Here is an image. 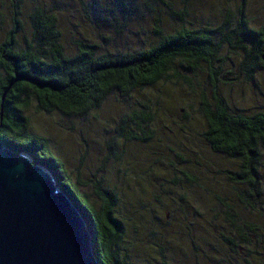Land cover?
<instances>
[{
  "label": "trees",
  "instance_id": "trees-1",
  "mask_svg": "<svg viewBox=\"0 0 264 264\" xmlns=\"http://www.w3.org/2000/svg\"><path fill=\"white\" fill-rule=\"evenodd\" d=\"M158 1L165 0H142L144 7L140 8L133 0H117L116 8L124 18L119 24L118 34L132 13L142 17L145 11L153 10L154 3ZM201 1L204 0L164 2L168 8L166 18L171 16L177 23L168 29L157 24L152 28L154 35L147 34L143 40L139 39V43L129 44L125 49L100 47L94 36L72 38L71 47H67L61 37V22H58L54 7L43 3L31 4L27 18L21 19L15 15L18 11L14 9L21 1L9 0L6 3L13 14L9 29L0 36V103L2 93L9 83L12 85L3 100L0 139L11 150L28 153L32 165L41 164L53 175L58 188L72 199L85 219L93 251L100 264H141L138 260L145 257L148 251L153 257V250L158 253L159 264H170L167 254H171V263L178 264L176 255L170 249L172 243L167 245V242L179 235L184 240L194 237V240L201 241L203 232L207 231L208 235L211 227L207 223L204 231L194 235V226L191 227L188 217L191 212L189 199L192 198L184 193L168 192L160 200L156 196L154 208L145 207L143 197L123 199L124 208L121 207L125 215L118 207L114 187L110 183L109 186L102 185L101 178H98L91 180L94 186L92 192L99 200L96 206L95 200L80 189L86 181L80 178L72 180L64 157L57 159L46 137L28 131V120L22 111L33 98L39 109L83 115L100 107L111 93H118L126 100L132 91L169 76L188 80L182 75L179 65L194 71L206 67L210 82L216 88L217 74L221 69L219 63L224 59L220 55L225 47L240 56L237 65L244 78H253L256 70L264 69V23L252 24L248 15L251 0L219 1L224 4L216 13L208 15L203 10L206 18L187 24L185 15L196 14L199 10L195 11V8L198 9ZM104 11L107 12L104 20L117 21V9L108 7ZM98 36L107 39L103 33H98ZM230 80L221 81L227 83ZM138 105L141 106V103ZM199 105L205 120L202 136L212 150L232 160V166L224 171L228 181L234 184L233 189L238 188L231 196H216V203L221 205L219 208L222 211V216H219L227 232L226 235L220 233L221 244L233 252L232 244L246 246L249 250L248 258H245L247 264L250 261L253 264L263 262L264 252L255 248L264 246V199L259 197L264 183V110H233L217 92L211 103L206 102L202 95ZM150 117V113L139 107L121 113L113 127L115 133L105 140L108 153L103 160L119 155L111 144L116 137L137 138L126 129L131 122L139 128ZM147 137L145 134L142 139ZM139 170L136 168L135 171ZM142 180L136 182L148 185L147 180ZM212 206L203 208L206 215H202L198 208H193V212L206 219L208 211H213L212 215L216 217L219 210H214ZM163 210H167L169 217L174 215L177 228L182 225L175 235L168 236L167 230L158 221ZM215 211H218L217 214ZM183 217L186 220H182ZM145 233L153 235L154 247L145 242Z\"/></svg>",
  "mask_w": 264,
  "mask_h": 264
},
{
  "label": "rangeland",
  "instance_id": "rangeland-1",
  "mask_svg": "<svg viewBox=\"0 0 264 264\" xmlns=\"http://www.w3.org/2000/svg\"><path fill=\"white\" fill-rule=\"evenodd\" d=\"M20 1L14 9L18 11L15 15L21 19L27 18L31 4L43 3L54 7L58 22H61V37L67 47H71L72 38L94 36L100 47L125 49L129 44L139 43V39L143 40L147 34L154 35L152 28L157 24L168 29L177 23L171 16L166 18L168 8L164 3H175V0L154 3L153 10L145 11L142 17L132 13L119 34L117 30L124 18L122 12L116 8L117 0H93V4L92 0ZM204 1L199 3L198 9L195 8V11L199 10L196 14L193 12L191 15H185L187 24H195L199 18L216 13L224 4L219 2L223 0ZM6 3H9V0H0V36L11 25L13 11L6 7ZM133 3L140 8L144 7L142 0H133ZM108 7L117 9V21L103 19L107 13L104 8ZM248 15L252 24L264 23V0H251ZM98 33L105 34L107 39L103 40ZM220 56L224 59L219 63L221 69L217 74L216 88L210 82L206 67L194 71L179 65V70L188 80L169 76L132 91L126 100L118 93H111L100 107L83 115H67L57 110L39 109L33 98L29 106L22 111L28 120V131L46 137L51 152L57 159L64 157L65 167L72 180L80 178L86 181L80 185V189L87 192L90 199L95 200L96 206L99 205V200L92 192L94 186L91 180L98 178H101L102 185L109 186L110 183L111 187H114L115 196L119 200L118 207L125 215L123 199L135 200L143 197L144 206L154 208L155 197L160 200L168 192L184 193L185 196L191 197V212L188 217L189 223H192L191 227L194 226V235L204 231L207 223L211 228L208 235L207 231L203 232L201 241L194 240V237L184 240L183 236L179 235L167 242V245L172 243L170 249L173 250L172 254L176 255L178 264H247L245 258H248L249 250L246 246L232 244L235 249L233 252L228 246L221 244L220 233L226 235L227 232L224 230L225 223L220 218L221 205L216 203V196H231L238 188L233 189L234 184L228 181L224 171L232 166V160L223 153L212 150L202 136L205 120L202 118L199 103L202 95L206 102H213L214 93L217 92L233 110H264V69L256 70L253 78L246 79L243 72L239 71L237 64L240 56L236 52L225 47ZM226 78L231 79L230 82L221 81ZM135 107L150 113V119L142 122L139 128L131 122L126 129L133 132L137 138L113 139L111 144L116 147L115 151L119 155L117 158L110 156L104 161V155L108 153L105 140L115 133L113 127L118 116ZM145 134L148 137L142 139ZM136 168L141 171H135ZM142 178L148 181L149 186L136 182L143 181ZM133 185L140 189H134ZM260 190L259 197L264 199V183ZM207 205L219 210L215 211L216 214L218 212L216 217L212 215L213 211H208L210 219L193 212V208H198L202 215H206L202 210ZM166 211L160 212L158 221L163 229L167 230L168 236H172L182 225L177 228L174 215L169 217L167 214L166 217ZM182 220L186 218L183 217ZM143 238L149 246L153 245V235L145 233ZM255 250L264 252V246L256 247ZM151 254L153 257L148 251L138 262L159 264L158 253L153 250ZM169 256L166 255L168 262L176 264L169 261ZM248 263L253 264L251 261ZM257 264H264V261Z\"/></svg>",
  "mask_w": 264,
  "mask_h": 264
},
{
  "label": "water",
  "instance_id": "water-1",
  "mask_svg": "<svg viewBox=\"0 0 264 264\" xmlns=\"http://www.w3.org/2000/svg\"><path fill=\"white\" fill-rule=\"evenodd\" d=\"M11 85L1 95L0 118ZM31 161L0 139V264H100L72 199Z\"/></svg>",
  "mask_w": 264,
  "mask_h": 264
}]
</instances>
